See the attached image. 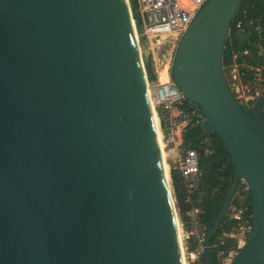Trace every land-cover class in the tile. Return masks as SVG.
<instances>
[{
	"label": "water",
	"instance_id": "1",
	"mask_svg": "<svg viewBox=\"0 0 264 264\" xmlns=\"http://www.w3.org/2000/svg\"><path fill=\"white\" fill-rule=\"evenodd\" d=\"M240 2L207 0L171 68L233 170L204 264L240 180L229 264H264V92L248 112L222 65ZM136 34L129 0H0V264H184Z\"/></svg>",
	"mask_w": 264,
	"mask_h": 264
},
{
	"label": "built area",
	"instance_id": "2",
	"mask_svg": "<svg viewBox=\"0 0 264 264\" xmlns=\"http://www.w3.org/2000/svg\"><path fill=\"white\" fill-rule=\"evenodd\" d=\"M206 1L136 0L139 22L142 26L140 35L144 36L148 42L156 72V77L149 79L145 70L147 94L158 119L164 158L169 165V170L173 168L178 171L186 190L185 202L190 207L185 211L187 228L183 229L184 223H181V230L184 239H190L192 243L191 252H189L190 261L197 264H204L202 259L206 225L201 218L203 208L192 202L191 194L200 175V156L211 154L213 149L207 137L200 141L198 148H192L189 142L185 141L187 125L190 123L201 127L204 115L201 109L188 101L177 87L172 78L171 68L181 37ZM164 46L167 48L163 50ZM226 68H230L233 72L232 77L238 80L236 85L228 82L235 98L245 110L253 112L258 97L264 92V77L261 75L264 67H253L257 73L254 75L253 82L249 83L256 84V89L252 91L247 87L248 84L241 83L240 75L243 73L238 72L237 64ZM239 192L248 195V186L244 180L239 181L221 221L222 225L221 223L219 225L220 233L214 244H210V248L217 249L218 264H229L233 254L246 241L252 230L251 212L245 201L237 197Z\"/></svg>",
	"mask_w": 264,
	"mask_h": 264
},
{
	"label": "trees",
	"instance_id": "3",
	"mask_svg": "<svg viewBox=\"0 0 264 264\" xmlns=\"http://www.w3.org/2000/svg\"><path fill=\"white\" fill-rule=\"evenodd\" d=\"M131 2L134 19H136V23L139 24L136 0H131ZM237 24H239V27H237ZM139 40L141 46H143V42H146V45L148 44L144 36L140 35ZM248 52L252 55L251 58L249 57ZM255 53L261 56V59L257 60L256 56H254ZM263 59L264 0H241L235 17L231 22L228 36L225 40L222 54V65L223 67H227L232 64H237L238 72L243 73V75H240V81L243 85H246L253 82L254 75L257 73V70L253 67H264ZM143 61L149 79H154L156 77V72L150 52L143 57ZM261 75L264 77V69L262 70ZM204 137L209 139L213 151L211 154H201L200 156L199 166L201 172L199 180L197 181V186L194 187L193 193L191 194V200L196 205L202 206L203 213L201 218L206 225L208 220L217 213L223 201L224 195L226 194L233 177V170L230 158L225 152L220 138L215 133L205 134L199 125H191L190 123L187 125L184 139L186 142H189L192 148H198L200 141ZM209 172H211L210 176ZM170 174L174 192L177 191L176 186L180 185L186 196V190L184 189L178 171L172 168ZM199 190L204 192L202 197L199 196ZM175 200L177 203L178 198L176 195ZM245 203L249 208V198ZM177 206L179 207V205ZM182 207L184 208V213L190 207V205L185 202V198L184 202H182ZM220 230L221 226L218 227L215 235L211 237V244H214L216 241ZM222 248L224 249V246H222ZM210 249L212 264H218L217 249L213 247ZM190 264L197 263L191 262Z\"/></svg>",
	"mask_w": 264,
	"mask_h": 264
},
{
	"label": "rangeland",
	"instance_id": "4",
	"mask_svg": "<svg viewBox=\"0 0 264 264\" xmlns=\"http://www.w3.org/2000/svg\"><path fill=\"white\" fill-rule=\"evenodd\" d=\"M129 5H130V8H131V14H132L134 28H135V31H136L137 36H138L140 53H141L142 59H143V57L146 56L148 54V52H149V46H148V44L146 45V42H143V46H141L139 37H140L141 31H142V26H141L140 23L139 24L136 23V19H134L131 0H129ZM165 48H167V47L166 46L162 47L163 50ZM254 56H256L257 60L261 59L260 58L261 56H259L256 53L254 54ZM223 70H224V73L226 75V78H227L228 82L230 84H232V85H234V84L236 85V83H238V80H236V79H234L232 77L233 72L231 71V69L223 67ZM247 87L252 91V90L256 89V84H248ZM164 163L166 165H168V163L165 160H164ZM167 169H168L169 186H170L171 195H172V199H173V203H174V207H175L177 221H178V224H179V231L181 233V240H182V247H183V256L185 258V263L186 264H190L191 261H190V257H189V252H191L192 243H191L190 239H184V236H183V233H182V230H181L182 229L181 223H184L183 229L187 228L186 224H185L184 208L182 207V202H184L185 194L183 193L182 188L180 187V185L176 186L177 191L174 192V189H173V186H172V180H171V174H170L169 166H168ZM200 172H201V169H200ZM198 180H199V175L197 177V181ZM203 194H204V192L199 190V196L202 197ZM175 195L178 198V202L177 203H176V200H175ZM237 197L240 198L243 201H246L248 199V197L244 193H240V192L237 194ZM177 205H179L180 208Z\"/></svg>",
	"mask_w": 264,
	"mask_h": 264
},
{
	"label": "bare ground",
	"instance_id": "5",
	"mask_svg": "<svg viewBox=\"0 0 264 264\" xmlns=\"http://www.w3.org/2000/svg\"><path fill=\"white\" fill-rule=\"evenodd\" d=\"M137 35V34H136ZM137 40H138V37H137ZM139 44V43H138ZM149 101H150V99H149ZM150 105H151V109H152V112H153V117H154V122H155V126H156V131H157V136H158V141H159V145H160V150H161V156H162V162H163V167H164V171H165V174H166V176H167V178H168V165H166L165 163H164V160H165V153H164V151L162 150V143H161V141H160V132H159V129H158V119H157V116H156V112H155V109L153 108V105L150 103ZM166 161V160H165ZM167 162V161H166ZM177 224H178V221H177ZM178 233H179V239H180V243H181V249H182V254H183V247H182V240H181V233H180V231H179V224H178ZM183 260H184V264H186L185 263V258H184V256H183Z\"/></svg>",
	"mask_w": 264,
	"mask_h": 264
},
{
	"label": "crops",
	"instance_id": "6",
	"mask_svg": "<svg viewBox=\"0 0 264 264\" xmlns=\"http://www.w3.org/2000/svg\"><path fill=\"white\" fill-rule=\"evenodd\" d=\"M248 55H249L250 58L252 57V55L250 54V52H248ZM168 166H169V165H168Z\"/></svg>",
	"mask_w": 264,
	"mask_h": 264
}]
</instances>
